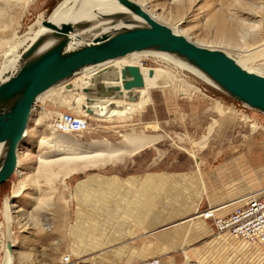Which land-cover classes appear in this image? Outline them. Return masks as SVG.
<instances>
[{
	"label": "rangeland",
	"instance_id": "obj_1",
	"mask_svg": "<svg viewBox=\"0 0 264 264\" xmlns=\"http://www.w3.org/2000/svg\"><path fill=\"white\" fill-rule=\"evenodd\" d=\"M64 1L0 0V74L10 48L14 47L20 55L28 46V39L39 31L42 21L50 18ZM133 1L153 13L157 21L171 29L175 27L194 43L221 49L264 75V0ZM216 12L224 13L229 26L235 29L234 38L216 34L210 25L211 16ZM161 60L146 56L141 63L143 67L164 68L199 91L185 93L179 85L176 88L169 85L149 87L140 105L120 115L107 110L111 112L100 117L77 109L73 103L74 94L67 93L62 85L56 86L47 98L38 99L17 151L22 161V174L14 173L0 185V264L4 256L3 243L7 241L4 199L11 196L19 176L25 182V189L18 198L10 197L14 205L9 208L15 240L11 247L12 264H58L67 253L94 264L118 258V248H106L110 244L107 243L111 240L110 233L117 236L116 231H124L128 225L122 216L124 207L116 201L132 197L135 190L142 191L143 184L139 185L138 181H143L151 170L157 171L158 177L168 178L157 187L158 208L166 209L168 202H176L173 200L179 194L182 195L181 204L183 200L187 205L193 201L189 205L190 212L182 213L181 218L200 215L209 208H219L228 198L264 188V113L243 107L198 72ZM79 75L82 74L74 78ZM72 80L69 81L71 86ZM134 91L139 94L141 90ZM216 102L222 105L223 113L216 111ZM58 112H72L86 119L88 130L71 133L72 137H80L81 141L106 139L110 147L103 144L96 148L112 149L116 157L120 150L132 148L127 138L134 135L142 138L139 143L149 138L153 143L141 151L127 153L121 160L117 158L118 161L107 160L103 164L101 158L95 159L96 162L76 161L77 171L65 178L62 174L57 177L40 172L38 158L48 150L43 141L52 135L50 119ZM212 124L213 129L208 133ZM191 152L196 156H191ZM84 164H88L87 167ZM130 178L137 182L128 183ZM44 191L50 202L47 209L40 210L36 208V197ZM143 195L140 192L134 197ZM102 198L107 199L105 205ZM20 207L22 209L18 210ZM56 209L58 214H55ZM174 209L180 213L182 206ZM223 212L220 209L215 214ZM183 223L179 226L189 222ZM118 240L114 238L112 244ZM236 241L242 243L223 241L221 246L210 247L201 255L196 253L198 248H176L171 256L181 264H264L262 246L241 239ZM246 245H251L253 251ZM184 250H188V256Z\"/></svg>",
	"mask_w": 264,
	"mask_h": 264
},
{
	"label": "water",
	"instance_id": "obj_2",
	"mask_svg": "<svg viewBox=\"0 0 264 264\" xmlns=\"http://www.w3.org/2000/svg\"><path fill=\"white\" fill-rule=\"evenodd\" d=\"M127 12L102 15L98 20L42 21L41 33L20 54V64L0 80V185L15 173L17 151L25 137L31 112L38 97L52 87L65 85L84 68L97 66L133 52L153 50L170 54L201 71L228 96L264 113V75L249 71L225 51L198 45L186 36L157 21L133 0H117ZM110 21L106 22L107 20ZM141 20V21H138ZM118 22L123 26L113 29ZM148 77L153 75L150 68ZM95 85L104 88L101 78ZM119 80V79H118ZM121 88L127 99L135 100L132 90L144 88L145 79L137 64L120 69ZM67 84V85H66ZM107 86L101 95L117 91ZM83 91H88L84 88Z\"/></svg>",
	"mask_w": 264,
	"mask_h": 264
},
{
	"label": "bare ground",
	"instance_id": "obj_3",
	"mask_svg": "<svg viewBox=\"0 0 264 264\" xmlns=\"http://www.w3.org/2000/svg\"><path fill=\"white\" fill-rule=\"evenodd\" d=\"M137 4H139L145 11H147L143 7L142 4L140 3H137ZM120 12H127V9H125L122 5H120L117 0H65L58 6V8L55 9L54 13L48 19L52 21L53 23L59 25L62 22H75V21L86 20V19L98 20L102 17V15L113 16L116 13H120ZM149 14L153 18L157 19L153 13L150 12ZM110 20L111 19L107 20L106 22ZM138 21H141V20H138ZM210 21H212L210 25L215 28L216 34L218 36L222 34L223 35L227 34L229 38L231 39L234 38L235 29L229 26L224 13L222 12L214 13L211 16ZM122 26H123V23L118 22L115 26H113V29L120 28ZM172 30L179 33V31L175 27H172ZM45 31H47V28L41 24L39 31H37L33 37H30L28 39L29 44L32 41H34L38 35H40L41 33ZM187 38L190 39L189 37ZM14 49H15L14 47L10 48V52L5 54L6 64H4L5 67L0 74V80L5 73L14 71L20 64V55L17 54ZM146 56L158 57L160 58V60L162 59L166 62L173 63L176 67L178 66L184 69L193 70L205 76L197 68L187 64L185 61L178 59L170 54L159 52V51H153V50H145V51H140V52H133L125 56H122L120 58H116V59L104 62L97 66H91V67L84 68L83 70L78 72L82 74L81 76L79 75L78 77L74 78V76L78 74L77 73L71 78V80L73 79L72 87L65 88V85H62V87L65 89L67 93L74 94L73 103L75 104V107L77 109L87 112L89 116L95 115L96 117L102 116L103 113L108 114L111 111L114 114L120 115L126 112V110L128 109L135 107L137 105H140L146 93L145 89H148L149 87L153 88L157 86L163 87V86L169 85V86H172L173 88H176L177 85H179L183 87V90L185 93L186 92L194 93V92L199 91V89L196 86L191 85L184 80L178 79L177 77L173 76V74H171L170 71L164 68H154L153 69L151 67H143L141 60H142V57H146ZM235 60L247 70L253 71L251 68L246 67L243 64L241 59H235ZM126 64H137L141 68L142 74L145 79V86L144 88L140 89L141 91L139 92V94H137L136 91L132 90V93L136 96V99L133 101L127 99V95H128L127 91L121 88L120 69L122 66ZM150 68L153 70V75L151 77H148L147 72ZM256 73L260 74L257 71ZM98 75H100L99 77L101 78V83L104 86V88L102 89L98 88L95 85L96 77ZM114 85L120 86L122 95H119L117 91H112L111 94L109 95H101V92L106 90L107 86H114ZM54 88L55 87L48 89L46 92L40 95L38 99H41L44 97L47 98ZM84 88L88 89V91L86 92L83 91L82 89ZM214 107L216 111H218L219 113H223L222 105L219 102H216ZM107 110H111V111H107ZM243 119L245 120L246 117L244 116ZM212 129H213V124L208 127V133H210ZM26 131H25V135H26ZM51 133L52 135H50V137L46 138V140L43 141L46 144L48 150L39 156L38 170L40 172L44 171L50 174H54L57 177L62 174L64 178L70 176L71 173H74L75 171H77V165L79 164H77L76 161L91 160L93 162L94 161L96 162L95 159H100V158L102 161L101 164H103L104 162H107V160H109L110 162L118 161V160H121L124 157V155H126L127 153L133 154L139 149H141L142 147L153 143V139H150V138L145 142L139 143L142 141V138H140L138 135L137 136L134 135L130 138H127V141L129 142L130 145H132V148L123 149L120 151L118 150L120 153L118 157H116L115 155L116 151H113L112 149L103 150L101 148L100 149L96 148L97 146H100L103 144L107 147H110V144L108 143V140L106 139H98V138L89 139L88 138L89 140L81 141L79 140L80 137L78 138L72 137L71 133H60V132L58 133L53 130L51 131ZM203 138H206V136H204ZM195 145L198 146V144H195ZM2 151H3V145L0 144V155ZM191 154H192L191 156L193 157L196 156L194 152H191ZM114 155H115V158L112 160L111 157H113ZM84 161L82 163H84ZM86 165L84 164L83 166H86ZM21 167H22V161L19 157V154L17 153V165H16L15 173L20 176L22 174V171L20 170ZM20 176L10 196L11 198H13V200L21 196L25 189V182L22 180V177ZM64 178L61 179L62 180L61 183L66 189L67 186L65 185ZM47 194L48 193L47 192L45 193V191L38 194V196L36 197V208L37 209H40V210L47 209L46 205L49 204L50 202L48 198H46ZM10 197H5L4 204H3L4 209H5L4 212L6 216L5 220L7 224V234H6L7 241L6 242L4 241L3 243L4 244V256H3L2 264H12L13 251L11 247L15 241L12 237L13 231L11 230L12 223H11L10 210H9L10 206H13L14 203H13V200L10 199ZM232 203L234 202L231 201L229 203L223 204L219 208H211L210 210H208V212H212V214H215V212H217L220 208H223V207L226 208V206L229 207L230 204ZM21 209H22L21 207L18 208V210H21ZM54 211H55V214H58L57 209ZM200 216L204 217V213L202 214L200 213Z\"/></svg>",
	"mask_w": 264,
	"mask_h": 264
},
{
	"label": "crops",
	"instance_id": "obj_4",
	"mask_svg": "<svg viewBox=\"0 0 264 264\" xmlns=\"http://www.w3.org/2000/svg\"><path fill=\"white\" fill-rule=\"evenodd\" d=\"M143 149L144 148L142 147L138 151H141ZM155 173L157 174V171L151 170L149 171V173H147L148 175H146L143 181H138L139 185L143 184L144 189H142V191L136 192L135 190L132 197L125 196L119 198L118 201H116L117 205L124 207L122 209V216L123 220L127 221L128 225L126 226V229L124 231H116L117 236L111 233L108 236V238H110L111 240H108L107 243L110 244L106 248H118V258L114 260L109 259V261L103 260L100 264H119L123 261L135 263L151 259H158L159 264H181L180 262L176 263L175 259L173 260L171 256V253L176 248L185 247V249L188 250L198 248L196 253L200 252L201 255L202 253H205V250H210V247L216 249V247L219 246L217 244H220V242L223 241L230 240L242 243L240 241H236L237 239H234L226 232L218 234L214 228L213 223L211 222V219H206L205 217L202 218L203 216L200 215L190 217L188 216L183 218L179 217L182 215V213H185L187 211L190 212L191 207H189V205L193 202L190 201L191 203L187 205L188 202L186 200H183L184 204H181V194L176 197L177 199L172 197V200L174 198L173 201L176 202L171 203L170 201H167L168 204L166 209L158 208V199L160 197L156 193L157 187L163 184L164 181H166L168 178L166 176L158 177L157 175H155ZM194 178L195 176H192L193 180ZM127 182L135 184L137 180L135 178H130ZM261 189L262 188L260 187V189L250 190L243 194L259 191ZM140 192L144 193V195L140 197H134L135 194H138ZM101 200L105 205V200L107 199L102 198ZM227 200L228 202H225V204L233 201V199L231 198H228ZM160 203H162V201ZM108 204L110 205L112 204V202L108 201ZM179 205L182 206V210L180 213H176L174 207ZM229 209L230 208H228L227 210ZM183 222L189 223L183 226H179V224ZM114 238L119 239L116 244H112ZM200 240H203V242L200 245H197L196 243ZM243 246L245 247V245ZM247 246L248 245H246V247ZM248 248L249 250L253 251L251 245L248 246L247 249ZM186 251L184 250L183 253H186ZM79 259L83 262L91 263L81 258ZM187 259H189V257Z\"/></svg>",
	"mask_w": 264,
	"mask_h": 264
},
{
	"label": "built area",
	"instance_id": "obj_5",
	"mask_svg": "<svg viewBox=\"0 0 264 264\" xmlns=\"http://www.w3.org/2000/svg\"><path fill=\"white\" fill-rule=\"evenodd\" d=\"M50 127L58 133H81L87 131L89 125L86 119H82L72 112H58L51 117ZM233 202L230 204L229 210L226 209V206V208H220L224 211L221 214H212L207 211L204 213V217L212 220L218 234L226 232L234 239L245 240L264 248V188L237 196ZM58 264L92 263L83 262L78 257L67 253L61 257ZM119 264H159V261L151 259L139 263L121 262Z\"/></svg>",
	"mask_w": 264,
	"mask_h": 264
}]
</instances>
